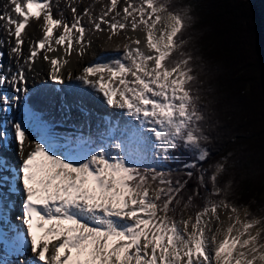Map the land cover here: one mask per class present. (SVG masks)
I'll list each match as a JSON object with an SVG mask.
<instances>
[{
  "label": "snow or ice",
  "instance_id": "snow-or-ice-1",
  "mask_svg": "<svg viewBox=\"0 0 264 264\" xmlns=\"http://www.w3.org/2000/svg\"><path fill=\"white\" fill-rule=\"evenodd\" d=\"M0 22V244L11 257L2 264H264V216L230 199L232 181L219 179L227 158L211 174L203 167L211 138L187 50V7L7 0ZM32 25L38 37L28 35ZM105 32L109 41L123 35L120 54L66 73L69 58L92 46L90 34ZM38 59L49 83L74 79L118 109L121 124L102 121L96 137L60 135L26 99ZM78 108L88 113L83 101ZM61 110L71 111L66 99ZM13 144L18 167L4 155Z\"/></svg>",
  "mask_w": 264,
  "mask_h": 264
},
{
  "label": "trees",
  "instance_id": "trees-1",
  "mask_svg": "<svg viewBox=\"0 0 264 264\" xmlns=\"http://www.w3.org/2000/svg\"><path fill=\"white\" fill-rule=\"evenodd\" d=\"M175 2L194 21L185 39L211 138L203 167L211 174L210 166L227 158L219 179L232 181L230 199L256 203L264 216V17L249 0Z\"/></svg>",
  "mask_w": 264,
  "mask_h": 264
},
{
  "label": "bare ground",
  "instance_id": "bare-ground-1",
  "mask_svg": "<svg viewBox=\"0 0 264 264\" xmlns=\"http://www.w3.org/2000/svg\"><path fill=\"white\" fill-rule=\"evenodd\" d=\"M5 4H7V0H0V12H2L4 10ZM2 23L3 22H0V24H2ZM3 33H4V30L2 28H0V34H3ZM28 35L30 37H38L40 35V33L36 31L35 25H32L31 28L28 29ZM94 41L95 42H93L92 46L90 48H88V50L83 55V57H78L74 54L72 57L69 58L71 62L65 70L66 73H67V71H71L73 74V77H75L77 74L80 73V71L82 70V68L84 66L90 64L92 57L98 56L99 53L102 54V52H104V49H110L111 55L119 53L115 50L116 45L119 44V42L117 40L109 41L108 39H105V38L100 39L97 37ZM106 41H108V43ZM115 41H117V42H115ZM25 51H27V44L25 45ZM98 51H99V53H97ZM121 51H122V47L120 49V52ZM51 55H55V53H53ZM111 55H110L109 59L111 58ZM9 63H10V61L7 58H5L4 65L7 66ZM47 68H48V65L42 59H38L37 64L34 66V70L27 73V76H28L27 88H28L29 95L26 99H29L30 102L32 103L33 107L36 108L38 111H41L43 114H45L44 109L47 107V103H46V100L48 99L47 96H51V97L54 96L53 100H54V98L57 100V99H59L58 98L59 95H57V94L59 92H60V94H63V92L60 91L61 87L62 88L67 87L70 89L71 93L66 94L65 98L68 100L69 99L68 96H69L71 99L70 102L75 107L76 106L78 107L79 102L83 101V103L86 105L88 110H93L96 114H99L102 116L104 114L114 116L118 120L120 119L119 121L122 122V116H121L120 111H119L120 115H118L116 117L114 112L117 111V109L108 106L104 102L103 99H100L93 92H91V91L83 88L82 86H80V84L78 82H76L74 79H73V81H67L66 80L65 84L63 86L54 85V84L49 83L48 82V76H47ZM75 84H77L78 86H76ZM43 85H44V87L42 88ZM76 87H79V88H76ZM51 89L56 90V92L55 91H54L55 93H53V91L50 92ZM79 89L81 90L82 93L77 94L79 92ZM4 91H6L9 95H13L11 89L8 87H5ZM33 92H35V94H33ZM72 97H75V99L72 100ZM76 100H77V102H76ZM49 103H51V102L49 101ZM22 113H23V103H21L17 109H15L11 112V116L18 119L22 115ZM70 115L72 116V118H75V119H71V121H69V120L62 119L61 117L57 116V118L60 120V123L55 122L57 125L55 128V131H57L62 136H72L73 132H78V134H82L86 138L90 134L93 137H96V135L93 132H88L86 130L80 129L81 127L78 126L79 119L76 120L77 116L73 110H71ZM44 118L46 120L53 121L52 118L48 119L45 117V115H44ZM83 122L85 124V121H83ZM81 123L82 122H80V125H81ZM8 127H9V130H11V126L9 125ZM104 130H105V128H104ZM31 139H36V135L32 134ZM4 155L8 156L9 159L17 167L19 166V159L16 156V145L15 144H13L12 148L9 149L8 151H6L4 153Z\"/></svg>",
  "mask_w": 264,
  "mask_h": 264
},
{
  "label": "rangeland",
  "instance_id": "rangeland-1",
  "mask_svg": "<svg viewBox=\"0 0 264 264\" xmlns=\"http://www.w3.org/2000/svg\"><path fill=\"white\" fill-rule=\"evenodd\" d=\"M93 2V0H84V3L85 4H91ZM105 2H107V0H105ZM249 2L252 4V5H255V6H257L258 7V9H259V11L262 13V15H263V17H264V8L258 3V1H253V0H249ZM83 5H81V7H82ZM99 9H100V5H96V11L97 12H99ZM64 14L66 15V16H71V12H70V9H65V12H64ZM105 38V39H108V34L105 32V33H95V34H90V38L91 39H93L92 40V42H95L94 40L96 39V38ZM112 40H117L118 42H119V44L120 45H122L124 42H126L125 40H124V37H123V35H121V36H114L113 38H112ZM117 41H115V42H117ZM107 43H108V41H106ZM93 44V43H92ZM122 51H123V49H122ZM121 51V52H122ZM104 52L105 53H110V49H104ZM97 53H99V51L97 52ZM96 53V54H97ZM120 53H118V54H116V56L117 55H119ZM98 55V54H97ZM111 57H112V55H111ZM114 57V56H113ZM94 57H92V59H93ZM91 59V60H92ZM91 62V61H90ZM76 86H78L77 84H75ZM81 86V85H80ZM44 87V85L42 86V88ZM76 88H79V87H76ZM53 91V93H55L56 92V90H53V89H51V91L50 92H52ZM55 91V92H54ZM80 93H82L81 92V90L79 89V92L77 93V94H80ZM33 94H35V92H33ZM54 97V96H53ZM53 97H51V96H47V100L48 101H50L51 103H53V102H56V99L54 98V100H53ZM68 100L69 101H71V99H70V97L68 96ZM75 99V97H72V100H74ZM52 100V101H51ZM76 102H77V100H76ZM58 107V106H57ZM72 109H73V111L76 113V116H77V118H76V120H78L79 119V122H78V124H80V122H82L81 123V126L82 127H86L85 129L87 130V131H89V132H93L94 134H96L97 136L99 135L98 134V132L100 131L99 129V124L101 123L100 122V120H98L97 118H95V117H85L83 114H81V111L79 110V108H76V107H72ZM58 110H59V112L58 113H60V115L62 116V115H64V113H66L65 112V110H61V105H60V107L58 108ZM114 114H115V116L117 117L118 115H120V112H119V110L117 109V111H115L114 112ZM83 115V116H82ZM69 116H71V115H69ZM71 118H72V116H71ZM93 118V119H92ZM72 119H75V118H72ZM83 121H85V124H84V122ZM95 122V123H94ZM99 122V123H98ZM96 124V125H95ZM86 125V126H85ZM92 128V129H91ZM98 129V130H97ZM260 202L261 203H263V201L260 199ZM244 207H248L249 208V210L251 211V213L254 215V216H262L261 214H262V211L260 210L261 208H259L258 206V204H256V203H252V204H245V205H243ZM261 213V214H260Z\"/></svg>",
  "mask_w": 264,
  "mask_h": 264
},
{
  "label": "water",
  "instance_id": "water-1",
  "mask_svg": "<svg viewBox=\"0 0 264 264\" xmlns=\"http://www.w3.org/2000/svg\"><path fill=\"white\" fill-rule=\"evenodd\" d=\"M253 1H258V3L264 8V0H253Z\"/></svg>",
  "mask_w": 264,
  "mask_h": 264
}]
</instances>
